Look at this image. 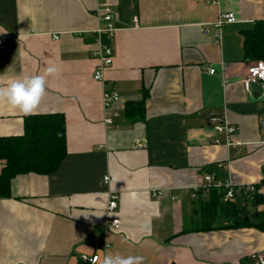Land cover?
Returning <instances> with one entry per match:
<instances>
[{
  "label": "crops",
  "instance_id": "1",
  "mask_svg": "<svg viewBox=\"0 0 264 264\" xmlns=\"http://www.w3.org/2000/svg\"><path fill=\"white\" fill-rule=\"evenodd\" d=\"M104 6L113 12L115 59L101 82L93 32L104 26ZM228 11L238 21L214 43L213 22ZM257 20L264 0H0V84L54 65L33 114L62 112L67 126L57 171L18 174L12 195L0 198V264H87L82 255L93 253L97 264L106 254L143 256L144 264H246L249 253L264 252L263 231L225 227L231 219L204 229V207L185 191L207 171L242 185L264 177V98L244 86L254 61L242 32ZM112 87L121 99L106 109L103 91ZM143 90L145 118L127 121L125 103ZM113 109L122 116L110 127ZM213 114L236 126L235 149L210 126ZM25 116L0 104V136L23 134ZM110 192L118 199L108 213ZM111 218L117 229L107 228Z\"/></svg>",
  "mask_w": 264,
  "mask_h": 264
},
{
  "label": "trees",
  "instance_id": "2",
  "mask_svg": "<svg viewBox=\"0 0 264 264\" xmlns=\"http://www.w3.org/2000/svg\"><path fill=\"white\" fill-rule=\"evenodd\" d=\"M242 33L246 59L264 61V20H257L251 30ZM148 95V91L143 90L140 100H128L125 103L123 110L127 121L138 122L145 118ZM24 128L21 135L0 136V161H4L0 173V198L12 195L11 181L16 175L30 172L42 175L53 173L67 156V126L64 113L26 115ZM253 185L254 191L241 193L243 203H238L235 199L225 200V191L217 187L210 188L206 198L197 199L204 207L206 219L209 220V225L204 229L215 228L214 218L220 212L232 221L225 227H252L264 232V210L258 209L262 199L260 188L264 186V177ZM250 205L253 208H250Z\"/></svg>",
  "mask_w": 264,
  "mask_h": 264
},
{
  "label": "built area",
  "instance_id": "3",
  "mask_svg": "<svg viewBox=\"0 0 264 264\" xmlns=\"http://www.w3.org/2000/svg\"><path fill=\"white\" fill-rule=\"evenodd\" d=\"M100 20L103 22L104 26H101L95 29L93 32L94 36V44L97 46L96 56L98 58V63L96 65V69L94 72V80L104 82V72L106 69L110 68L115 59V53L112 47V38L115 33V27L111 23L112 21V10L109 6H104L100 10ZM134 21H138V17L134 18ZM236 13L233 11L220 13L215 22H213V31H212V39L214 43H218L222 37L221 31L226 24H231L237 22ZM55 39L59 38V35H54ZM216 69L211 67L209 73H215ZM259 84L261 89L263 90L261 93H255L252 90L253 84ZM245 89L252 97L264 98V61L256 60L253 64H251L248 68L247 75L244 79ZM103 103L106 109L112 108L117 102L120 101L121 97L119 93L115 90V88H105L103 91ZM122 113L118 110L113 109V113L106 117L105 122L110 127L115 125L116 119L121 117ZM210 126L215 131L217 135L223 137V141L227 148L235 149V147L239 144L235 140V135L237 128L236 126L226 118L225 115H210L208 118ZM260 131L264 134V118L260 119ZM216 142L219 139L215 140ZM218 167L225 168V164L220 162ZM264 171V166H263ZM203 181L201 184L190 185L185 188L186 193H189L190 197L193 199H200V197H207L208 190L210 188H222L225 191L224 199L231 200L238 197L242 198L243 191H254V185L251 183H247L245 185L236 184L232 180H225L219 177L217 174L213 172H205L203 175ZM103 181L107 184L111 183L112 177L110 175H106ZM160 191L158 192V194ZM109 202L107 205L108 213L114 211L117 206L118 196L114 192L109 193ZM107 228L109 229H117L119 226V218H111L106 223ZM97 239H90L88 244H96ZM110 244L105 243L104 248L108 247ZM99 254L93 253L91 256L83 254L81 259L85 262L93 264L98 263ZM246 264H264V252H251L246 257Z\"/></svg>",
  "mask_w": 264,
  "mask_h": 264
},
{
  "label": "clouds",
  "instance_id": "4",
  "mask_svg": "<svg viewBox=\"0 0 264 264\" xmlns=\"http://www.w3.org/2000/svg\"><path fill=\"white\" fill-rule=\"evenodd\" d=\"M57 72L58 69L50 65L43 74L14 77L6 84H0V104L6 103L23 115L35 113L46 94L47 77ZM100 264H144V257L106 254Z\"/></svg>",
  "mask_w": 264,
  "mask_h": 264
},
{
  "label": "rangeland",
  "instance_id": "5",
  "mask_svg": "<svg viewBox=\"0 0 264 264\" xmlns=\"http://www.w3.org/2000/svg\"><path fill=\"white\" fill-rule=\"evenodd\" d=\"M235 200L240 203L239 198H235ZM216 224H221V223H227L229 222V219H227L222 213H217V215L214 218Z\"/></svg>",
  "mask_w": 264,
  "mask_h": 264
},
{
  "label": "water",
  "instance_id": "6",
  "mask_svg": "<svg viewBox=\"0 0 264 264\" xmlns=\"http://www.w3.org/2000/svg\"><path fill=\"white\" fill-rule=\"evenodd\" d=\"M252 90H254V92H259L261 93L263 90L261 89L260 85L255 83L252 85Z\"/></svg>",
  "mask_w": 264,
  "mask_h": 264
}]
</instances>
